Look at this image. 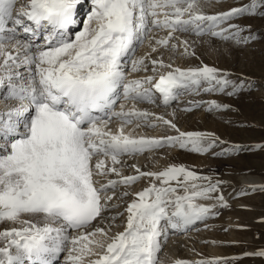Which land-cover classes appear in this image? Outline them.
<instances>
[{"label": "snow or ice", "instance_id": "6c2138e0", "mask_svg": "<svg viewBox=\"0 0 264 264\" xmlns=\"http://www.w3.org/2000/svg\"><path fill=\"white\" fill-rule=\"evenodd\" d=\"M83 2L0 0V264H163L170 232L230 207L218 178L183 164L142 170L124 157L164 148L208 153L226 143L214 133L181 131L139 105L167 108L183 91L232 96L253 87L215 66L181 67L172 57H196L190 36L241 46L264 38L234 23L264 18V0L213 13L205 11L206 0H89L81 22ZM143 45L148 51L137 56ZM165 52L172 54L168 62ZM199 107L229 106L191 101L183 110ZM159 125L175 135L137 134ZM254 149L264 151V143L213 154ZM125 166L133 173L125 175ZM142 180L145 186L130 190ZM247 188L264 192V184ZM243 255L264 257V248ZM234 259L201 255L173 264Z\"/></svg>", "mask_w": 264, "mask_h": 264}, {"label": "rangeland", "instance_id": "374dc122", "mask_svg": "<svg viewBox=\"0 0 264 264\" xmlns=\"http://www.w3.org/2000/svg\"><path fill=\"white\" fill-rule=\"evenodd\" d=\"M250 2L251 0H206L205 11L208 13L226 11L231 7ZM83 5L86 7L79 18L81 22L85 20L89 0H84ZM234 23L241 26L251 25L253 31L264 34V18L245 16L237 18ZM244 34L246 35L247 32ZM195 51L203 52L204 55L196 54L195 58L189 57L187 60L184 58L183 62L190 66H197L201 62L215 66L228 72L229 78L234 81L238 78L251 81L253 87L245 88L232 96L221 92L200 91L197 93L188 90L184 93L183 91L182 95L178 96L177 102L170 106L177 111L175 122L177 121V125H181V128L185 127L182 126L181 121H190V118L194 117L192 113L200 109L196 113H205L206 119L212 120L213 125H216L208 132L214 133L226 143L218 144L208 153H194L177 148L180 155L186 157L184 159L183 156L172 159V154H168L169 148L161 149L164 164L182 163L200 174L224 181L222 191L226 199L229 197L228 201L230 200L228 202L230 207L221 209L219 215L210 217L205 222H198L190 229L194 235H205L202 241L198 242L192 238L193 245L181 247L178 251L185 255L181 258L185 260L198 259L202 255L204 257H237L231 260L230 264H264V257L243 255L246 252L252 253L264 248V223L261 222V218L264 217V192L251 191L238 181L243 175L259 180V183L251 182L253 185L264 184V151L254 149L220 156L213 154L233 144L251 146L264 143V38L241 46L231 40L225 41L206 36L196 42ZM187 97L204 102L215 100L229 107L212 111H208L206 107L202 109L199 107L191 111L179 112L178 101L184 102ZM242 188L246 189V194L237 195ZM162 252L159 256L163 264H173L174 261L167 262L162 258Z\"/></svg>", "mask_w": 264, "mask_h": 264}, {"label": "bare ground", "instance_id": "6f19581e", "mask_svg": "<svg viewBox=\"0 0 264 264\" xmlns=\"http://www.w3.org/2000/svg\"><path fill=\"white\" fill-rule=\"evenodd\" d=\"M85 7L86 6H84L83 4L78 6V19L81 18L82 11L85 9ZM88 8H89V5H88ZM88 11H89V9H88ZM79 27H80V25H78L77 28H74L71 31L74 33L76 30L79 29ZM188 38L191 39V40H196L197 42L200 40V39H197L194 36H190ZM147 51H148V48H147L146 45L140 46L137 49L136 55L137 56H142ZM196 54L197 55H202V56L204 55L203 52H200V53L196 52ZM171 55H172L171 53H167V52L164 53L165 62H168L169 57ZM184 58H186V60H187L189 57H183V56H180V55H175V56L172 57V60H173L175 65H178V66H181V67L190 66V65H188V64L183 62ZM129 72H130V67H129ZM130 74L131 75H135V76H143V75H145V73H143V72H141V73H130ZM184 93H185V91H184ZM180 95H182V93H180ZM191 101H197V100H193V97H187L184 102L178 101L179 102L178 103V111L179 112H184L183 109L186 106H188L189 102H191ZM139 107L146 108L149 111L156 113L157 115L164 114L166 116V118L173 119L174 123L177 122V121L175 122V116L171 115V113L173 112V107L165 108L162 104H159V103L158 104H151L150 106L147 105V103H142V104L139 105ZM192 109H194V108H192ZM201 109H202V107H201ZM197 111H194V113H192L194 117H191L190 121H181L182 126H185L186 128L185 127L181 128V125L180 126L177 125V127L181 131H200V132H208V131H210L209 129L214 127L215 124L213 125L212 120L208 121L206 119L207 115L205 113H203V112L196 113ZM199 111H200V109H199ZM185 112H187V111H185ZM192 128L194 130H192ZM137 134H145V135H150V136H162V135H175V132L172 131L171 129L166 128L163 125H159L156 128H147V127H145V128L137 129ZM161 151L162 150L160 149V150H158V151H156L154 153H145V154L136 155V156H126V157H124V159L126 160L127 165L135 164V165L139 166L142 170H158V169H162L163 167L167 166V164H164V161L162 160L163 159V152H161ZM168 151H169L168 154H172V157H171L172 159H174V157L176 158V157H179V156H183L182 157L183 159L186 158L184 155H180V153H179L180 151H178L177 148H169ZM185 160H187V159H185ZM168 164H169V162H168ZM180 164H182V163H180ZM123 171H124L125 175H129V174L133 173L132 168L131 167H127V166L124 167ZM238 181L242 185H244L245 188L247 187L246 186L247 184H252L251 182H254V183L258 182L259 183V180L255 179V178H252V177H245L243 175L240 177V180H238ZM240 183H238V184H240ZM145 184H146V181H143V180L139 181L135 185H133L130 190L131 191H137L141 187L145 186ZM228 198H227V200H228ZM234 204L236 205V203H234ZM237 204H239V203H237ZM123 210L124 209H123V206H122L119 209L111 210L109 213H106V215L114 214L115 211H121L122 212ZM116 223L122 225V221H121V219L119 217L117 218ZM114 230H122V227L114 229ZM203 236H205V235H201V236L200 235H194V234H192V232H190V230L170 232L169 236H168V239L166 240V242L163 245V252H162V254H163L162 256L163 257L162 258L166 259L167 262H173V261H175L177 259H181V258L185 257V255L180 254L178 250L181 247L185 248V247H187V245H191L193 243V242H191L192 238H193V240L198 241V242H199V240L202 241L203 240L202 238H204ZM196 245H197V243H196ZM189 247H191V246H189ZM189 247H188V249H189ZM189 250H191V249H189ZM62 255H65V254H62ZM195 255H197V254H195ZM60 264H62V261L60 262Z\"/></svg>", "mask_w": 264, "mask_h": 264}]
</instances>
